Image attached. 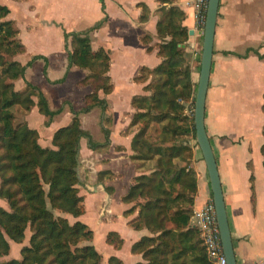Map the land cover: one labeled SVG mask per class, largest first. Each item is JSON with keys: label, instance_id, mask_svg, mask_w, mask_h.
Returning <instances> with one entry per match:
<instances>
[{"label": "crops", "instance_id": "crops-1", "mask_svg": "<svg viewBox=\"0 0 264 264\" xmlns=\"http://www.w3.org/2000/svg\"><path fill=\"white\" fill-rule=\"evenodd\" d=\"M186 2L0 0L9 9L7 18L14 22L17 38L24 46V51L15 59L25 64L35 55L46 58V61L35 59L26 68L25 80L42 90L48 105L50 98L63 104L61 113L48 126L35 97V105L20 113L23 121L38 131L42 146H49L54 131L70 123L72 113L66 109L67 102L80 109L84 106L83 97L91 91L89 86L78 84L85 75L84 69H67L64 32H85L101 22L89 32V38L92 49L102 47L109 53L108 77L112 91L104 96L105 111L94 108L80 115L82 128L89 131L96 145L91 147L86 138L80 139L77 171L85 212L77 219L83 222L87 210L94 212V221L93 218L84 221L93 231L92 244L107 255L119 257L123 264L141 260L140 255L130 252V247L148 233L130 224L136 212L125 215L131 203L121 199L131 179L145 170L130 158L134 134L133 128H129L134 112L130 99L134 94L145 93L144 84L136 82L134 77L142 66L152 68L160 63L162 57L157 53L160 40L156 37V24L161 17L159 9L176 5L184 12L183 25L193 30L185 45L193 56L190 77L197 84L202 33L196 29L193 9ZM141 4L149 10L145 21L139 20ZM144 35L150 36L147 42L142 41ZM248 48L264 54V0H219L204 124L216 158L237 264L264 261V166L260 151L264 142V59L254 52L238 56ZM64 76L63 82L56 83ZM14 84L20 90L25 81L20 78ZM102 126L109 129L107 143ZM189 143L193 149L191 166L197 175L195 209L211 196L201 151L195 139ZM104 171L110 175H102ZM103 220L106 223H101ZM111 231L122 239L119 247L106 241Z\"/></svg>", "mask_w": 264, "mask_h": 264}, {"label": "trees", "instance_id": "trees-1", "mask_svg": "<svg viewBox=\"0 0 264 264\" xmlns=\"http://www.w3.org/2000/svg\"><path fill=\"white\" fill-rule=\"evenodd\" d=\"M141 6L139 20L145 21L149 10L146 5ZM159 11L156 37L160 40L157 53L162 59L152 68H140L134 80L144 84L145 93L134 94L130 99L134 108L129 123L134 131L130 158L145 170L131 179L121 199L131 203L125 215L136 212L129 221L134 229L148 232L132 243L130 252L141 256L134 264H212L199 230L191 222L197 194L189 143L195 139L196 85L190 77L193 56L185 45L188 29L183 25L184 12L178 6H162ZM8 13L9 9L0 4V199L5 202L0 205V264H103L101 252L91 242L93 231L77 219L85 212L77 171L80 139L86 138L91 147L96 145L89 131L82 128L80 115L94 108L105 111L104 96L112 91L109 53L102 47L92 49L89 38V32L101 22L85 32H64L67 69H84L85 75L78 84L89 86L91 91L83 97L84 106L80 109L67 102L72 113L70 123L54 131L49 146H42L36 129L25 121L16 122L17 109L29 111L35 105V97L48 126L63 107L50 109L42 90L25 80L26 68L35 59L46 58L35 55L25 64L15 59L24 46ZM149 37L144 35L142 41L147 42ZM249 52L264 59V54L253 48L238 56ZM20 78L25 86L18 90L14 82ZM101 131L107 143L109 129L102 126ZM260 151L264 166V142ZM68 216L74 221L70 222ZM26 230L29 237L19 256L1 260L9 255L11 242H23ZM106 241L115 247L122 244L113 231L107 234ZM107 264L123 261L110 255Z\"/></svg>", "mask_w": 264, "mask_h": 264}, {"label": "water", "instance_id": "water-1", "mask_svg": "<svg viewBox=\"0 0 264 264\" xmlns=\"http://www.w3.org/2000/svg\"><path fill=\"white\" fill-rule=\"evenodd\" d=\"M218 6L219 0H208L202 34L200 68L193 106V122L195 128V140L201 151L208 174L209 188L215 206V214L226 264H237L216 158L204 124L205 99L209 85ZM188 34L192 35L193 30L189 29Z\"/></svg>", "mask_w": 264, "mask_h": 264}, {"label": "built area", "instance_id": "built-area-1", "mask_svg": "<svg viewBox=\"0 0 264 264\" xmlns=\"http://www.w3.org/2000/svg\"><path fill=\"white\" fill-rule=\"evenodd\" d=\"M186 4L193 9L196 29L203 34L208 0H187ZM191 222L199 230L200 239L212 264H226L212 198L200 208L193 209ZM259 264H264V261Z\"/></svg>", "mask_w": 264, "mask_h": 264}, {"label": "rangeland", "instance_id": "rangeland-1", "mask_svg": "<svg viewBox=\"0 0 264 264\" xmlns=\"http://www.w3.org/2000/svg\"><path fill=\"white\" fill-rule=\"evenodd\" d=\"M48 96L50 97V95H48ZM66 105H67L66 109L68 111H70L71 110L70 105L72 106V104H70V105L66 104ZM49 106H50V109H56L59 107H63V104L61 106V104H58L57 102H55V100H52L50 98ZM22 111H23V109H21V108L17 109L16 122H22L23 121L22 117L20 116V113H22ZM0 202H1V205H3V206L5 205V202L3 200L0 199ZM88 205H90V204L88 203ZM86 206H87V204H86ZM87 209H88V207H87ZM89 213H91V214H89ZM93 213L94 212H89V210H87V212H86L87 217L85 216L82 219L84 221H90V218H93V221H94L95 216L93 215ZM108 214L109 213H107L106 215H108ZM68 218H69L70 222H72L74 220L71 216H68ZM103 222L106 223L104 220L101 223H103ZM28 237H29V230H26L25 238H24L23 242L19 243V244L14 243V242L10 243L11 244V251H10L9 255L1 258V260H8L11 257L17 258L19 256V250H20L21 246L27 242ZM98 250H100L99 252H101V254H102V263L107 264V259L110 255H107L106 252L100 248ZM111 255H113V254H111Z\"/></svg>", "mask_w": 264, "mask_h": 264}]
</instances>
